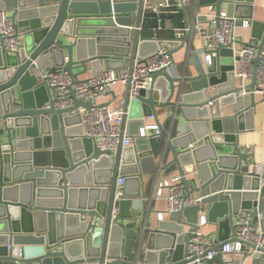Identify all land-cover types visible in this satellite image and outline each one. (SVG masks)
<instances>
[{
  "label": "water",
  "instance_id": "obj_1",
  "mask_svg": "<svg viewBox=\"0 0 264 264\" xmlns=\"http://www.w3.org/2000/svg\"><path fill=\"white\" fill-rule=\"evenodd\" d=\"M199 4L213 6L217 14L225 6L230 15L251 21L250 42L241 43L263 49L264 20L254 18L257 0ZM3 8L18 33H24V46L16 55L0 47V264H189L187 247L201 209L209 211V223L230 233L241 211L250 213L255 225L261 213L264 230V185L250 173L249 157L239 150L236 135L257 103L255 97L235 95L240 89L233 77L232 50H217L210 68L188 50L195 75L188 68L181 75L160 70L138 101L130 100L127 87L123 127L128 117L142 126L153 114L163 137L104 152L82 137L80 109L90 110L92 104L71 91L73 107L56 110L58 96L44 72L65 69L78 81L88 65L95 75L132 67L137 57L146 58L160 47H169L174 56L187 39L177 50L156 39H141L143 0H0V12ZM132 12H137L134 30L132 22L122 23ZM255 85L254 79L247 91ZM230 105L233 118H223L221 107ZM159 109L169 111L171 131L160 123ZM228 123L230 129L225 128ZM166 163L183 177L185 187L202 194V205L172 216L170 228L164 222L154 230L140 228L139 219L149 212L143 179ZM119 177L125 180L124 199L114 218ZM228 238L219 234L217 248ZM221 262L217 255L210 264ZM253 263L263 264L260 257Z\"/></svg>",
  "mask_w": 264,
  "mask_h": 264
},
{
  "label": "built area",
  "instance_id": "obj_2",
  "mask_svg": "<svg viewBox=\"0 0 264 264\" xmlns=\"http://www.w3.org/2000/svg\"><path fill=\"white\" fill-rule=\"evenodd\" d=\"M188 4L189 0H143V11L154 16L157 21V28L154 30L160 32L163 30L165 16L181 14ZM261 6L264 10V0H262ZM209 8V13L205 15V24L201 22L192 25L187 24L186 28L175 30L176 38L178 40L186 38L191 41L193 34L196 33L202 45L199 52L201 61L206 68L213 66V61L217 57V50L220 48L232 50L233 77L236 81V88L240 89L239 92L235 93L236 97H259V102L264 108V47L260 52L247 45L236 48L240 42L245 44L250 42V39L248 41L240 39L239 32L241 30L250 32L251 21L236 18L230 15L228 11L221 10L217 14L213 6ZM23 46L24 40L18 33L8 11L3 8L0 12V47L6 53L16 55L23 49ZM256 59L259 60L257 66L255 65ZM160 70L178 74L169 47H160L156 53L146 58L137 57L132 67L128 64L122 69L104 70L87 79L76 81L73 74L65 69L56 72L45 71L44 78L58 96V101L53 105L56 110L73 107L74 100L70 97L71 91H74L77 99L84 104H92L90 110L80 109L82 137L97 142L104 152L115 153L119 146L128 148L136 145L140 140L160 139L163 134L156 123L148 124L146 122L147 118L155 121L153 114L143 119V125L138 134H130L123 127L125 115L123 108L112 109L102 104V100L118 84H121L129 87L130 100L138 101L142 92L149 93L152 86V76ZM254 79L256 81L254 89L247 91ZM45 108H50L49 104H46ZM128 115L129 113H127ZM246 149L248 150L249 147ZM250 173L260 178L262 188L264 185V162L255 163ZM124 182L123 177L118 178L113 207L114 218L119 215V202L124 199V193L121 191ZM153 196L156 199L165 200L167 202L166 213L177 217L189 207L202 205L203 200V198H196L191 185L185 187L183 177L179 174L158 182ZM262 217L263 215L259 213V221L255 225L250 213L241 211L233 219L231 224L233 230L227 242L218 249L219 237L214 234H205L202 230L207 225L208 220L204 209H201L197 223L198 229L192 232L187 247L188 259L191 260L189 264H210L217 255L221 256L223 264H254L253 260L257 257H260L264 264V253L261 251L264 248ZM157 218L162 222L165 213L159 212ZM237 255L244 256V259L239 262L233 259L224 260L225 256ZM21 256L22 249L20 248L19 258Z\"/></svg>",
  "mask_w": 264,
  "mask_h": 264
},
{
  "label": "crops",
  "instance_id": "obj_3",
  "mask_svg": "<svg viewBox=\"0 0 264 264\" xmlns=\"http://www.w3.org/2000/svg\"><path fill=\"white\" fill-rule=\"evenodd\" d=\"M262 0H257V11L254 15V18L257 20H264V10L262 9ZM210 6H200L199 0H189V4L187 7L181 12V14H169L165 16V20L163 22V30L160 32H156L154 29L157 28V21L156 25H150V20H147V17L150 14L144 13L142 19V31L140 32L141 39H156L159 42L169 43L172 49L177 50L181 46V42L183 39L178 40L175 36V30L184 29L186 28L187 24H194L196 22H201L205 24V15L209 13ZM223 11H227L226 7L224 6ZM9 16L11 15L8 12ZM137 12H132L130 17L122 18L123 24H128L132 22L131 29L134 30L136 24ZM251 32V31H250ZM250 32L241 30L239 32L240 39L244 41H248L250 39ZM24 33H21V37L24 40ZM117 38V37H115ZM241 43V42H240ZM238 43L236 48H240L242 43ZM201 42L196 33L193 34L191 41L187 39L186 45L183 49L177 51L174 54V61L176 65V70L179 75L185 72L188 68L189 72L192 75H195V70L193 67L190 66L189 61L187 59L188 50L191 52H197L200 56V49H201ZM201 58V57H200ZM104 67V64H103ZM77 71H82V69H78ZM94 76V71L92 70L91 66L88 65L87 73L82 75L80 79H87ZM127 87L121 84H118L111 93H109L105 98L102 100V104L109 106L112 109L123 108L124 109V101L126 96ZM257 106L254 108V111L251 113V116L244 118L240 124V129H237V138L239 141V150L243 151L249 157V164L250 168L255 163L264 162V108L259 102V97L255 98ZM221 113L223 118H233V106H225L221 107ZM159 120L160 123L163 125L164 129L167 131L172 130V120L170 118L169 111L164 109H159ZM148 124L156 123L155 121L146 119ZM184 123V120L181 118L179 121V127ZM246 126H251V128L246 129ZM140 123L138 120L131 119L130 117L127 118L125 128L127 131L132 134L136 135L140 129ZM232 125L230 123L225 124L226 129H230ZM224 128V129H225ZM245 128V129H244ZM173 136H177L178 132L176 129L172 131ZM246 147H249L247 150ZM162 148V145H161ZM171 160V157L169 158ZM168 163L163 165L162 169H160L156 174L145 176L142 182V187L144 191V202L147 203L148 207V216H144V218L139 219L140 228H147V229H156L158 225L161 223L158 218L157 214L159 212L165 213V218L162 222H164L165 227L170 228L173 226V218L171 215L167 214V202L165 200L156 199L153 194L155 192L156 184L164 179H168L172 176L177 175V172H171L168 169ZM131 192L135 191L136 186L134 183L128 187ZM196 198H202L201 193H195ZM206 216H208L209 211H205ZM193 217L194 214H191ZM263 218V217H262ZM186 221V218H183ZM208 220V219H207ZM188 228H186L187 230ZM205 234H214L219 237V234L226 238L230 236L229 229H224L220 231L218 224L207 223V225L202 229ZM229 234V235H228ZM138 242L136 247H138ZM231 259L236 260V262L242 261L244 256L237 255V256H225V261H230ZM222 261V259H221ZM223 264V261L220 263Z\"/></svg>",
  "mask_w": 264,
  "mask_h": 264
},
{
  "label": "trees",
  "instance_id": "obj_4",
  "mask_svg": "<svg viewBox=\"0 0 264 264\" xmlns=\"http://www.w3.org/2000/svg\"><path fill=\"white\" fill-rule=\"evenodd\" d=\"M147 20L148 21L150 20V25H152V26L156 25V21L153 19V17L151 15H149L147 17Z\"/></svg>",
  "mask_w": 264,
  "mask_h": 264
}]
</instances>
